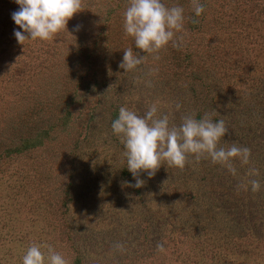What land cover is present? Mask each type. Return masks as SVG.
Listing matches in <instances>:
<instances>
[{
	"label": "rangeland",
	"instance_id": "rangeland-1",
	"mask_svg": "<svg viewBox=\"0 0 264 264\" xmlns=\"http://www.w3.org/2000/svg\"><path fill=\"white\" fill-rule=\"evenodd\" d=\"M162 2L184 9L181 46L143 53L124 31L129 0H80L66 29L23 44L19 6L0 0V264L34 243L69 264H264V0H200L198 17L192 0ZM129 48L144 59L125 71ZM152 104L170 127L223 120L217 147L249 148L248 163L233 158V174L189 154L134 178L111 123Z\"/></svg>",
	"mask_w": 264,
	"mask_h": 264
},
{
	"label": "clouds",
	"instance_id": "clouds-1",
	"mask_svg": "<svg viewBox=\"0 0 264 264\" xmlns=\"http://www.w3.org/2000/svg\"><path fill=\"white\" fill-rule=\"evenodd\" d=\"M14 2L19 8L11 13V19L19 26V30L14 28L13 34L20 44L27 39H52L66 29L68 20L80 10V0ZM192 3L195 16H200L204 12V4L200 0H192ZM183 13L182 7H166L162 0H129L124 12V31L126 35L133 37L134 47L143 53L158 52L169 42L173 47H180V38L175 37V34L183 29ZM143 59V55L134 54L129 48L124 50L119 66L125 71H131L140 65ZM157 113L156 104H152L144 116L121 106L117 118L111 123L113 133L123 144L126 168L134 178L141 171L151 177L162 161L182 169L189 154H194L197 160L206 155L213 163L226 164L233 174L236 172L230 163L233 158L248 163L251 154L249 148L235 145L228 149L217 147L228 130L223 120L213 122L207 116L200 120L185 116L179 127H170L168 117L158 116ZM142 184V180L136 179L134 186L139 188ZM250 184L252 191L260 190L259 181L252 180ZM115 247L122 249L120 244ZM22 264L69 262L51 246L47 247L46 254L40 245L34 243L25 251Z\"/></svg>",
	"mask_w": 264,
	"mask_h": 264
},
{
	"label": "trees",
	"instance_id": "trees-1",
	"mask_svg": "<svg viewBox=\"0 0 264 264\" xmlns=\"http://www.w3.org/2000/svg\"><path fill=\"white\" fill-rule=\"evenodd\" d=\"M36 139H37V138H36ZM25 140H26V141H25L23 144H21L20 146H16L15 148H12V149L10 148V150H8L7 153H8V154H9V153H16V154H19V153L25 151L26 149L31 148V147H33V146H35V145L37 144V142L32 143V144H28L27 142H28L29 138H26ZM4 155L7 156L6 153H4Z\"/></svg>",
	"mask_w": 264,
	"mask_h": 264
}]
</instances>
